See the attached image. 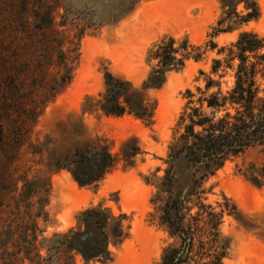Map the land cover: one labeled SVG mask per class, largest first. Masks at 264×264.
Wrapping results in <instances>:
<instances>
[{
	"label": "rangeland",
	"instance_id": "1",
	"mask_svg": "<svg viewBox=\"0 0 264 264\" xmlns=\"http://www.w3.org/2000/svg\"><path fill=\"white\" fill-rule=\"evenodd\" d=\"M242 1L0 0V264H161L167 249L181 248L163 222L170 147L183 131L187 91L197 100L208 77L219 79L211 70L227 58L220 51L241 33L264 37V0H249L259 17L247 23L235 14L248 13ZM166 38L199 50L160 89L145 92L152 118L106 115V74L141 91L157 65L149 52ZM63 59L71 82L37 105ZM233 74L226 70L224 90ZM86 146L107 149L113 164L101 181L81 187L59 164ZM262 168L264 145L230 159L190 199L196 250L207 242L210 214H222L218 230L229 247L223 263L264 264V188L249 181L252 169ZM88 210L105 214L109 238L106 254L91 260L68 245L85 231Z\"/></svg>",
	"mask_w": 264,
	"mask_h": 264
},
{
	"label": "trees",
	"instance_id": "2",
	"mask_svg": "<svg viewBox=\"0 0 264 264\" xmlns=\"http://www.w3.org/2000/svg\"><path fill=\"white\" fill-rule=\"evenodd\" d=\"M242 2L246 3L248 13L241 17L235 13L240 22L257 19L259 10L256 2ZM225 14L232 15L230 12ZM224 22L222 19L218 25ZM230 30L232 27L218 33ZM175 45L174 38H166L150 50V59L156 60L157 65L141 91L107 73L106 92L101 102L103 112L108 116L132 114L139 119L150 120L153 109L144 98L145 92L160 89L167 75L183 70L186 62L199 50L191 47L187 40L179 48ZM211 45L217 47L214 43ZM222 52H227V58L215 60L211 70V74L219 79L208 77L205 88L197 89L200 95L197 100L196 94L187 91L188 102L179 119L183 131L170 147L169 168L163 186L169 196L163 210V222L174 236L181 238L182 246L167 249L161 264H224L229 247L221 241L218 230L223 215L210 214L213 220H217L205 221L206 228L202 232H208L207 242H200L196 250L194 224L187 220L191 212L189 201L200 195L203 185L230 159L264 145V37L253 32L241 33L238 40ZM200 56L196 55L195 59ZM72 70L68 59L61 60L59 72L50 82L51 92L42 96L37 105H44L60 94L71 82ZM226 70H233L234 80L233 85L224 90L221 79L226 76ZM72 155L66 157V164L59 165L67 168L81 187L101 181L113 164V157L107 149L86 146L78 148ZM249 181L257 188H264V168L252 169ZM232 208L236 209L235 206ZM197 217L198 225L202 214ZM83 222L85 231L74 233L68 240L69 247L87 260L106 254L109 238L105 232V214L88 210L83 215ZM212 230L214 234H210Z\"/></svg>",
	"mask_w": 264,
	"mask_h": 264
},
{
	"label": "bare ground",
	"instance_id": "3",
	"mask_svg": "<svg viewBox=\"0 0 264 264\" xmlns=\"http://www.w3.org/2000/svg\"><path fill=\"white\" fill-rule=\"evenodd\" d=\"M192 38L194 39V40H198L199 38L198 37H196V36H192Z\"/></svg>",
	"mask_w": 264,
	"mask_h": 264
}]
</instances>
